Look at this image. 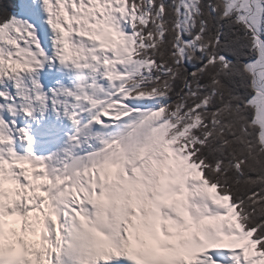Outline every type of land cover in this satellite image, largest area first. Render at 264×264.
<instances>
[{
    "label": "snow or ice",
    "instance_id": "1",
    "mask_svg": "<svg viewBox=\"0 0 264 264\" xmlns=\"http://www.w3.org/2000/svg\"><path fill=\"white\" fill-rule=\"evenodd\" d=\"M0 264H264V0L0 8Z\"/></svg>",
    "mask_w": 264,
    "mask_h": 264
},
{
    "label": "trees",
    "instance_id": "2",
    "mask_svg": "<svg viewBox=\"0 0 264 264\" xmlns=\"http://www.w3.org/2000/svg\"><path fill=\"white\" fill-rule=\"evenodd\" d=\"M0 8H6L10 13H19V0H0Z\"/></svg>",
    "mask_w": 264,
    "mask_h": 264
},
{
    "label": "rangeland",
    "instance_id": "3",
    "mask_svg": "<svg viewBox=\"0 0 264 264\" xmlns=\"http://www.w3.org/2000/svg\"><path fill=\"white\" fill-rule=\"evenodd\" d=\"M24 2H25V0H20V12L18 15L22 14V7H23Z\"/></svg>",
    "mask_w": 264,
    "mask_h": 264
},
{
    "label": "bare ground",
    "instance_id": "4",
    "mask_svg": "<svg viewBox=\"0 0 264 264\" xmlns=\"http://www.w3.org/2000/svg\"><path fill=\"white\" fill-rule=\"evenodd\" d=\"M226 251V250H225Z\"/></svg>",
    "mask_w": 264,
    "mask_h": 264
}]
</instances>
